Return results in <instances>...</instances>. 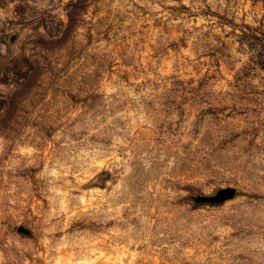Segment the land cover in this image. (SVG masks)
<instances>
[{"label":"rangeland","instance_id":"1","mask_svg":"<svg viewBox=\"0 0 264 264\" xmlns=\"http://www.w3.org/2000/svg\"><path fill=\"white\" fill-rule=\"evenodd\" d=\"M0 264H264V0H0Z\"/></svg>","mask_w":264,"mask_h":264},{"label":"water","instance_id":"2","mask_svg":"<svg viewBox=\"0 0 264 264\" xmlns=\"http://www.w3.org/2000/svg\"><path fill=\"white\" fill-rule=\"evenodd\" d=\"M221 195L222 196H219L218 198H217V201L218 202H221V201H223V200H225V199H229V198H231L232 197V192H228V193H221Z\"/></svg>","mask_w":264,"mask_h":264}]
</instances>
